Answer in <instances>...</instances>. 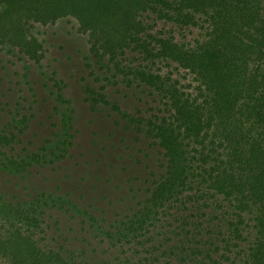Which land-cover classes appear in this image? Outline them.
Here are the masks:
<instances>
[{
    "label": "trees",
    "instance_id": "obj_1",
    "mask_svg": "<svg viewBox=\"0 0 264 264\" xmlns=\"http://www.w3.org/2000/svg\"><path fill=\"white\" fill-rule=\"evenodd\" d=\"M66 17L94 58L83 99L134 137L135 170L110 216L61 187L2 186L68 160L77 111L53 77L39 130L34 106L0 102V262L264 264V0H0V45L40 63L33 25Z\"/></svg>",
    "mask_w": 264,
    "mask_h": 264
},
{
    "label": "rangeland",
    "instance_id": "obj_2",
    "mask_svg": "<svg viewBox=\"0 0 264 264\" xmlns=\"http://www.w3.org/2000/svg\"><path fill=\"white\" fill-rule=\"evenodd\" d=\"M43 45L44 57L40 63L29 60L17 49L0 45V102L9 108L22 102L34 106L32 112L39 121L47 119L50 90L55 78L62 81L65 96L76 108L77 137L72 156L54 168L32 171L25 176L6 174L2 186L28 193L34 189L61 187L71 190L82 204H94L107 216L119 211L120 192L116 189L120 179L128 178L135 170L134 162L138 144L123 127L115 124L104 113L88 109L81 92L85 80L92 79L94 58L90 50L89 36L80 31L76 18L66 17L56 23H35L31 30ZM178 39L192 41L196 31L175 32ZM186 75V72H182ZM109 88L113 99L132 113L142 114L140 95L113 83ZM120 196V197H119ZM0 264H10L1 261Z\"/></svg>",
    "mask_w": 264,
    "mask_h": 264
}]
</instances>
